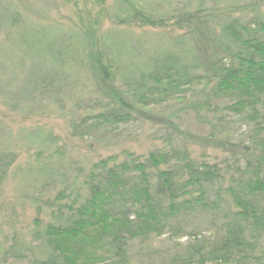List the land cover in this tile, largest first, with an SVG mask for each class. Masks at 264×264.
Wrapping results in <instances>:
<instances>
[{
	"label": "trees",
	"instance_id": "trees-1",
	"mask_svg": "<svg viewBox=\"0 0 264 264\" xmlns=\"http://www.w3.org/2000/svg\"><path fill=\"white\" fill-rule=\"evenodd\" d=\"M118 1L127 16L113 18L117 27L182 34L161 53L135 47L125 53L114 42L122 36L94 42L88 35L81 37V60L78 51L60 53L66 60L58 59V67L82 62L88 75L86 92L73 105L87 114L70 134L84 140L96 130L146 124L158 129L149 137L162 143L147 154L107 155L74 177L71 163L43 167L42 188L55 181L61 188L52 199L31 193L38 214L49 209L53 221L26 248L46 256L38 264H132L138 243L167 237L168 264H264V125L258 120L264 114V0H184L181 9L172 0L167 10ZM45 72L30 80L31 102L38 96L63 106L71 76ZM188 113L209 126L208 134L183 125ZM240 126L246 129L236 134ZM192 147L206 150L197 157ZM207 149L222 159L205 158ZM12 164H1L3 175ZM81 178L77 190L72 182Z\"/></svg>",
	"mask_w": 264,
	"mask_h": 264
},
{
	"label": "rangeland",
	"instance_id": "rangeland-1",
	"mask_svg": "<svg viewBox=\"0 0 264 264\" xmlns=\"http://www.w3.org/2000/svg\"><path fill=\"white\" fill-rule=\"evenodd\" d=\"M140 1L146 5L158 3L160 10H167L165 3L168 5L172 0ZM183 1L176 7L181 9ZM121 9L118 0H0V264H38L37 258L46 260L45 255L33 254L26 248L53 221L49 209L38 214L37 206L30 203L31 193L40 191L41 199H52L57 188H61V182L55 180L51 187L42 188L46 182L41 176L43 167L57 168L71 163L67 171L74 177L79 169L87 173L93 163L107 155L123 149L147 154L162 143L161 139L149 137L158 129L153 130L146 124L123 125L113 131L100 128L92 138L84 140L70 134L72 123L87 114L85 108L75 109L73 105L85 94L83 86L88 75L82 62L75 66L74 62L66 61L65 67H58V59L66 60L60 53L78 51L81 60L85 46L82 38L86 35L89 36L86 39L94 42H106V38L112 41L115 36H122L114 42L124 47L125 53L133 47L161 53L170 49L171 37L182 34L170 28L117 27L113 18L127 16ZM183 46H190L188 39ZM50 51L57 55V60L51 58ZM127 56L122 58L130 63L131 53ZM44 71L50 76L63 73L71 76L63 106L42 101L38 96L31 102L34 95H31L30 80L34 74L36 80ZM56 94V90L52 91L49 99L54 100ZM183 116V125L190 132L208 134L207 124L189 113ZM258 120L264 125V114ZM245 129L246 126H240L236 134L237 131L242 134ZM192 148L197 157L206 150ZM206 152L205 158L211 161L222 159L216 150ZM12 159L11 168L3 175L1 164ZM82 181L83 178L72 184L79 190ZM171 252L167 237L152 238L146 244H137L132 264H168Z\"/></svg>",
	"mask_w": 264,
	"mask_h": 264
}]
</instances>
